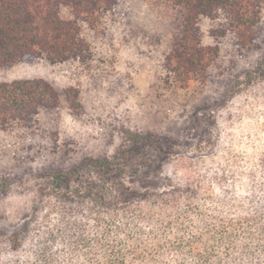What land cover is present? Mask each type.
<instances>
[{"label": "trees", "instance_id": "16d2710c", "mask_svg": "<svg viewBox=\"0 0 264 264\" xmlns=\"http://www.w3.org/2000/svg\"><path fill=\"white\" fill-rule=\"evenodd\" d=\"M139 1L0 0V69H88L90 35L104 17ZM156 1L175 16L156 99L192 83L215 84L260 49L264 0ZM62 9L69 18L61 17ZM202 20L212 24L209 43ZM258 70L264 71V54ZM63 112L84 113L78 87L44 78L0 81V163L11 168L38 146L54 145ZM126 134L134 143L142 140ZM91 162L106 175L124 164L119 157ZM216 163L126 204L116 201L114 181L104 178L83 191L76 172L54 173L31 205V225L0 233V264H264V151L253 159L228 154Z\"/></svg>", "mask_w": 264, "mask_h": 264}, {"label": "rangeland", "instance_id": "374dc122", "mask_svg": "<svg viewBox=\"0 0 264 264\" xmlns=\"http://www.w3.org/2000/svg\"><path fill=\"white\" fill-rule=\"evenodd\" d=\"M128 7L130 11L104 17L90 35L94 59L88 69L43 64L0 69V81L44 78L58 87H78L84 107L80 117L62 113L54 145L38 146L11 168L0 163V233L31 225V205L54 173L76 172L83 191L104 178L114 181L116 201L126 204L184 180L201 165L212 168L225 155L253 159L264 151V71L258 70L264 13L260 49L240 59L229 74L215 84L192 83L156 99L154 84L162 73L175 16L156 0ZM60 14L70 17L66 9ZM211 27L207 20L200 22L205 43ZM127 132L142 140L132 142ZM112 157L124 164L110 175L94 171L91 161Z\"/></svg>", "mask_w": 264, "mask_h": 264}]
</instances>
